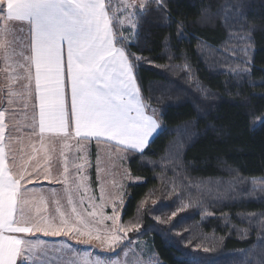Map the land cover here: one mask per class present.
I'll use <instances>...</instances> for the list:
<instances>
[{
	"label": "trees",
	"instance_id": "obj_1",
	"mask_svg": "<svg viewBox=\"0 0 264 264\" xmlns=\"http://www.w3.org/2000/svg\"><path fill=\"white\" fill-rule=\"evenodd\" d=\"M157 2L146 4L126 43L141 97L159 109L162 127L143 154L129 157L130 172L143 181L128 186L122 220L136 218L161 187L159 199L172 194L162 202L172 211L180 200L204 202L212 216L185 218L220 236L221 254L246 252L248 264H263L264 0H163L159 9ZM141 217L163 264H220L226 257L189 254L178 244L180 228L156 225L147 211Z\"/></svg>",
	"mask_w": 264,
	"mask_h": 264
},
{
	"label": "snow or ice",
	"instance_id": "obj_2",
	"mask_svg": "<svg viewBox=\"0 0 264 264\" xmlns=\"http://www.w3.org/2000/svg\"><path fill=\"white\" fill-rule=\"evenodd\" d=\"M162 2H157L158 9ZM126 6L135 7L131 3ZM109 8L110 0H0V19L3 20L0 34L6 36L10 32L25 31L23 27L10 29L9 22H27L30 26L31 55L25 60L29 61V80L31 67L35 69V100L39 109L38 127L42 140L46 132L62 139L73 135L81 139L103 138L143 154L162 125L155 118V110L152 115L145 114L146 106L142 102L134 72L137 63L130 60L132 54L127 51L129 45L122 38H114ZM146 13V4L140 5V13L129 12L133 38L137 35L139 15ZM177 35L179 37L182 32L178 31ZM117 44L122 46L117 47ZM8 46V41L0 39V51L5 60L8 59ZM66 86H70V113L66 109ZM10 95L15 93L10 92ZM28 95H31L30 91ZM3 118L4 112H0V143L4 137ZM261 121H264V117ZM24 179L23 175L17 178L5 165L4 148L0 146V264H17L18 259L21 264H48L43 258L46 253L36 251L45 242L21 239L14 235L16 233L42 232L45 236L59 237L68 236L74 231L69 226V215L61 211L58 202L56 212L59 213V223L55 216L29 218L24 210L27 200L21 191V181ZM81 187L83 185H77L75 191L79 193ZM72 191L65 188L71 216L81 217ZM83 203L84 198L81 197L80 206ZM113 212L114 216L107 219L118 218L115 208ZM88 215L93 216L95 212ZM79 223L87 226L83 218ZM134 228L135 234H140V226L135 225ZM113 231L125 232L127 236V232L133 231V228L119 227ZM80 235L100 238L92 237L90 232H80ZM121 239L118 234L111 237V251L125 247ZM165 239L171 242L167 237ZM128 242L131 243L130 238ZM106 264H112L111 260Z\"/></svg>",
	"mask_w": 264,
	"mask_h": 264
},
{
	"label": "rangeland",
	"instance_id": "obj_3",
	"mask_svg": "<svg viewBox=\"0 0 264 264\" xmlns=\"http://www.w3.org/2000/svg\"><path fill=\"white\" fill-rule=\"evenodd\" d=\"M129 3L134 4L135 7L128 8L126 5ZM147 3L148 0H110L109 14L112 17L116 39L122 38L125 43L134 40L132 35L134 30L129 23L128 14L133 11L139 13L140 5ZM2 27L3 20L0 19V28ZM20 27H23L25 31L10 32L6 36L0 34V39L9 42L7 60L0 51V112H4V137L0 146L7 153L8 159L6 160L9 161L12 174L17 178L20 175L25 177L21 181V191L27 200L24 210L29 218L55 216L59 223V213L56 212L58 202L61 211L69 215V226L74 229L68 236L53 237L45 236L42 232H33L22 233V238L33 242H45L36 251L46 253L43 258L48 264H98V262L106 264L109 260L112 264H126V261L127 264H163L147 238L144 237L141 216L143 211H147L156 225L164 226L168 230L171 227L182 230L183 240L178 244L189 254L190 252L200 254L206 251L213 254L211 258L214 259L225 255L226 257L221 259L220 264L252 263L246 252L221 254V249H218L217 244L221 243L220 236L213 233L205 235L199 228L198 222L187 221L186 215L197 212L200 218L212 216L203 201H194L193 198L188 201L180 200L179 208L172 211L162 205L163 201L170 202L172 194L165 199H159L161 187L149 193L141 202L138 212L140 214L136 218L123 221L122 207L127 188L143 181V178L134 176L128 166L131 153L140 152L103 143L93 146V143L78 142L71 148L58 147L59 143L50 145V143L34 141L31 138L29 134L34 128L32 120L35 110L32 101V77L29 80V61L25 60V57L30 56L28 32L30 26L27 22H9L10 29ZM29 91L31 95H28ZM10 92L15 95H10ZM144 104L149 115H152L153 110L156 111L155 118L160 123L159 109L146 102ZM44 150L52 151L53 154L46 156L43 153ZM56 152L62 154L63 158L55 155ZM60 166L62 167L59 168ZM65 167H67V172H65ZM93 171L95 184L92 180ZM29 176L31 179H28ZM162 177L171 178L170 175ZM77 185H83L79 193L75 191ZM65 188L73 190V201L82 214L81 217L71 216V206L67 203ZM25 189L27 191H24ZM81 197L84 198L83 206H80ZM114 208L118 218L116 220L107 219V217L114 216ZM93 212L95 215H88ZM173 213L176 215L173 216ZM81 218L87 222V226L79 223ZM135 225L140 226L138 235L135 234ZM119 227L125 229L132 227L133 231L127 232V236L125 232L113 231L114 228ZM80 232H90L92 237L99 236L100 238H90L89 235H80ZM117 234L122 238L121 244L125 247L117 248L113 252L109 248V243L111 237ZM128 238L131 239V243L128 242ZM18 264H21L20 260Z\"/></svg>",
	"mask_w": 264,
	"mask_h": 264
},
{
	"label": "crops",
	"instance_id": "obj_4",
	"mask_svg": "<svg viewBox=\"0 0 264 264\" xmlns=\"http://www.w3.org/2000/svg\"><path fill=\"white\" fill-rule=\"evenodd\" d=\"M24 23H26V22H24ZM113 33H114V30H113ZM114 38L116 39L115 36H114ZM30 43H31V40H30ZM116 46L117 47H121L118 44ZM30 55H31V51H30ZM64 58H65V62H66V51L64 52ZM31 77H32V85H33V89H32L33 99H32V101H33V106H34L35 113H34V117H33V120H32V127H34V128H32L31 133L29 135H31V138L34 141H44L45 143L46 142L47 143H50V145H51V143H56V144L59 143L58 147L65 146V147H68V148H71L73 146V144L78 143V142L93 143V146L95 144L100 145L102 143L103 144H106L108 146H111V145L113 146L114 145L113 147H115L116 145H118L115 141L108 142V141H106L103 138H101V139H96V138H85V139H81V138L75 137L73 135L72 137H69L67 139H62L61 137H59V136H57V135H55L53 133H50V132L44 133L43 134V140H42L41 139V136H40V133H39V127H38V121H39L38 113H39V109H38V106H36L37 105V102L35 100V69H34V67H32V69H31ZM66 84H67V82H66ZM65 95H66V109L70 113V107H71L70 86H66L65 87ZM142 102L144 103L143 99H142ZM145 114L146 115H149V112L147 111L146 107H145ZM157 133H158V131H157ZM157 133H155L153 135V137ZM151 139H150V141H151ZM118 146H120V145H118ZM120 147L124 148L123 146H120ZM124 149H126V148H124ZM43 153L46 156L53 154L52 151H47V150H44ZM72 153L75 154L74 152H72ZM76 154H77V151H76ZM55 155H60V157L63 158V155L60 154V153H58V152H56ZM6 159H8V158H7V153H6L5 149H4V163L10 169L9 161L6 160ZM61 167L62 166H60L59 168H61ZM14 235H16L18 238L23 239L22 238V233H16ZM18 261H19V259H18ZM18 261H17V264H18Z\"/></svg>",
	"mask_w": 264,
	"mask_h": 264
}]
</instances>
